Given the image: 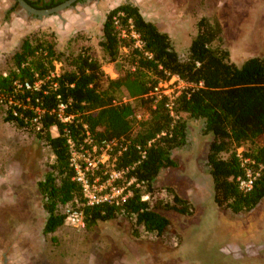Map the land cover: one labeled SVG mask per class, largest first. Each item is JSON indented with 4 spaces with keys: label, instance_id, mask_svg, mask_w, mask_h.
Masks as SVG:
<instances>
[{
    "label": "trees",
    "instance_id": "16d2710c",
    "mask_svg": "<svg viewBox=\"0 0 264 264\" xmlns=\"http://www.w3.org/2000/svg\"><path fill=\"white\" fill-rule=\"evenodd\" d=\"M25 1L36 9H47L65 0ZM114 17L125 36L116 28ZM195 26L182 58L170 36L147 20L137 5L126 0L108 9L98 45L103 58L120 63L121 73L115 78L105 74L102 60L88 46L73 53L70 44L58 46L54 37L23 31L10 55L12 66L0 71V102H4L3 119L34 134L53 156L37 183L46 215L43 233L64 224L62 205L81 210L89 232L117 218L127 219L134 234L139 227L155 236L173 232L161 211L192 216L195 207L175 190L164 187V193L159 192L155 180L162 170L177 165L175 152L187 141L189 120L201 121L202 134L210 137L205 161L214 203L238 213L252 210L264 199V54L237 64L216 17L201 16ZM131 29L139 35L140 47ZM60 61L68 68L55 72ZM172 75L188 85L172 100L173 115L167 107L169 98L152 93ZM118 97L129 100L117 102ZM60 103L64 105L61 116ZM136 108L145 110L147 118L137 119ZM86 130L98 143L109 139L125 143L114 167L128 168L125 179L135 177L141 186L121 205L87 206L72 179L67 139L79 146ZM241 147L242 155L255 162L254 170L261 165L249 192L241 191L237 181L244 175L237 156ZM140 149L145 151L144 158Z\"/></svg>",
    "mask_w": 264,
    "mask_h": 264
},
{
    "label": "rangeland",
    "instance_id": "374dc122",
    "mask_svg": "<svg viewBox=\"0 0 264 264\" xmlns=\"http://www.w3.org/2000/svg\"><path fill=\"white\" fill-rule=\"evenodd\" d=\"M119 1L86 0L58 14L36 18L13 0H0V49L7 46L0 50V71L12 66L14 49L10 47L16 41L18 23L38 20L44 24L35 28L37 33L54 37L58 46L70 44L73 53L88 46L102 60L105 74L117 77L120 63L103 58L95 36L105 11ZM129 1L170 36L182 58L196 32V18L205 13L220 22L235 63L264 54V0H201L200 5L198 0ZM58 16L65 19L63 28ZM64 68H68L64 62L55 63V72ZM187 87L172 80L162 89L175 96ZM128 100L116 98L117 102ZM3 108L0 102V264H264V199L252 210L238 213L214 203L205 161L210 137L202 134L201 121H188L187 141L175 152L177 165L162 170L155 180L159 192L164 193V187L175 190L195 207L192 216L161 211L171 221L173 232L155 236L139 227L134 234L124 218L100 223L89 232L76 229L66 217L62 226L45 234L46 215L37 183L53 156L34 134L6 122ZM134 113L137 119L148 116L142 108ZM240 149L242 153L244 148ZM68 209L75 208L59 207L65 215Z\"/></svg>",
    "mask_w": 264,
    "mask_h": 264
},
{
    "label": "built area",
    "instance_id": "2783aa9c",
    "mask_svg": "<svg viewBox=\"0 0 264 264\" xmlns=\"http://www.w3.org/2000/svg\"><path fill=\"white\" fill-rule=\"evenodd\" d=\"M114 24L116 28L120 29L121 35L125 36V30L121 27L117 17H114ZM130 35L135 40V45L140 47L142 43L139 35L133 29L130 30ZM172 80H179L185 83L178 76L172 75L168 80L159 82L152 92L156 95H165L169 98L167 107L171 115H173L171 109L172 100L179 93L171 96L168 90L162 89V87H165L166 83H170ZM37 85L38 82L34 86L36 87ZM26 87H29V85L26 84ZM63 108L64 105L60 103L58 105L60 116ZM62 119L68 120L69 117H63ZM67 143L70 152L69 163L73 169L72 179L79 184L87 206H98L101 204L121 205L132 196L134 188L141 186V182H138L135 177L125 179L124 176L128 168L116 169L114 167L115 160L126 149L124 141L119 142L117 139H109L98 143L89 131L86 130L83 141L79 146H76L70 138L67 139ZM139 151L141 158H144L145 151L141 149ZM237 156L239 157L241 167L244 169V175L237 178L238 186L241 191L249 192L259 175L261 165H257L258 170H254L255 162L243 156L240 148L237 149ZM142 198L146 199L147 196H143ZM66 217L68 222L76 229L85 228V221L81 210L68 209Z\"/></svg>",
    "mask_w": 264,
    "mask_h": 264
},
{
    "label": "crops",
    "instance_id": "0c3cea01",
    "mask_svg": "<svg viewBox=\"0 0 264 264\" xmlns=\"http://www.w3.org/2000/svg\"><path fill=\"white\" fill-rule=\"evenodd\" d=\"M199 2H198V4L200 5L201 4V0H198ZM121 2H123V0H120L118 3H116V4H113V5H111V6H109V9L110 8H112V7H114L115 5H117V4H119V3H121ZM108 10V9H107ZM106 10V11H107ZM105 11V12H106ZM201 16H211V14H207V13H205V14H201V15H199L196 19H198V18H200ZM104 18H105V13H104V15H103V17H102V21H100V23H99V27H98V33H97V36H95V39L98 41V39H99V37L101 36V34H102V24H103V20H104ZM57 19H59L60 21H61V23H60V25H61V27L63 28L66 24H65V19H62L60 16H58L57 17ZM43 24L44 23H41L40 21H38V20H36V21H34V22H32V23H18V25H17V27H18V29H16V35H14V36H16L15 38H16V41H15V43H14V45H12L10 48H12L13 47V49L15 50L16 49V47H17V45H18V42H19V40H20V38H21V35L23 34V31L25 30V29H29V30H33V31H35V28L38 26V27H40V26H43ZM13 26V28H14V30H15V23L12 25ZM54 28V27H53ZM85 28V27H84ZM86 28H87V26H86ZM89 28H92L93 29V27L92 26H90ZM52 30H54V29H52ZM195 34V33H194ZM194 34H193V36H194ZM192 36V37H193ZM192 37H191V39H192ZM191 39H190V41H191ZM190 44V43H189ZM9 48V49H10ZM1 51H5V50H7V46H5V47H3V48H1L0 49Z\"/></svg>",
    "mask_w": 264,
    "mask_h": 264
},
{
    "label": "water",
    "instance_id": "95a60500",
    "mask_svg": "<svg viewBox=\"0 0 264 264\" xmlns=\"http://www.w3.org/2000/svg\"><path fill=\"white\" fill-rule=\"evenodd\" d=\"M18 3L19 7L28 15H32L36 18L47 17L50 15L58 14L60 11L70 7L76 0H66L65 2L58 4L54 7L47 9H36L29 5L25 0H13Z\"/></svg>",
    "mask_w": 264,
    "mask_h": 264
},
{
    "label": "flooded vegetation",
    "instance_id": "af4514ba",
    "mask_svg": "<svg viewBox=\"0 0 264 264\" xmlns=\"http://www.w3.org/2000/svg\"><path fill=\"white\" fill-rule=\"evenodd\" d=\"M66 1V0H65ZM65 1H63V2H65ZM85 1L86 0H76L70 7H72V6H75V5H77V4H82V3H85ZM62 2V3H63ZM16 2L14 1V4H15ZM61 4V3H60ZM19 6V5H18ZM67 8H69V7H67ZM66 8V9H67Z\"/></svg>",
    "mask_w": 264,
    "mask_h": 264
}]
</instances>
